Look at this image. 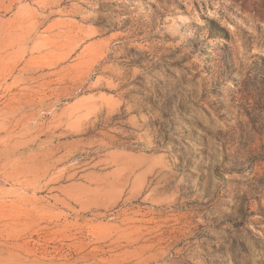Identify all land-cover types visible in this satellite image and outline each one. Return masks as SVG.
I'll list each match as a JSON object with an SVG mask.
<instances>
[{
	"label": "rangeland",
	"instance_id": "374dc122",
	"mask_svg": "<svg viewBox=\"0 0 264 264\" xmlns=\"http://www.w3.org/2000/svg\"><path fill=\"white\" fill-rule=\"evenodd\" d=\"M264 0H0V264H264Z\"/></svg>",
	"mask_w": 264,
	"mask_h": 264
},
{
	"label": "trees",
	"instance_id": "16d2710c",
	"mask_svg": "<svg viewBox=\"0 0 264 264\" xmlns=\"http://www.w3.org/2000/svg\"><path fill=\"white\" fill-rule=\"evenodd\" d=\"M259 75H264V71L263 70H259Z\"/></svg>",
	"mask_w": 264,
	"mask_h": 264
}]
</instances>
